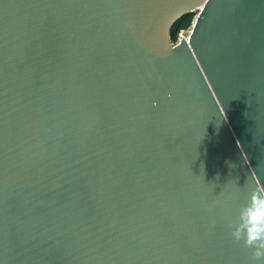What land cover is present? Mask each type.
<instances>
[{
  "label": "water",
  "instance_id": "1",
  "mask_svg": "<svg viewBox=\"0 0 264 264\" xmlns=\"http://www.w3.org/2000/svg\"><path fill=\"white\" fill-rule=\"evenodd\" d=\"M252 191L264 0H0V264H250Z\"/></svg>",
  "mask_w": 264,
  "mask_h": 264
},
{
  "label": "clouds",
  "instance_id": "2",
  "mask_svg": "<svg viewBox=\"0 0 264 264\" xmlns=\"http://www.w3.org/2000/svg\"><path fill=\"white\" fill-rule=\"evenodd\" d=\"M228 227L231 239L249 250L250 264H264V192L252 191Z\"/></svg>",
  "mask_w": 264,
  "mask_h": 264
},
{
  "label": "trees",
  "instance_id": "3",
  "mask_svg": "<svg viewBox=\"0 0 264 264\" xmlns=\"http://www.w3.org/2000/svg\"><path fill=\"white\" fill-rule=\"evenodd\" d=\"M195 18L194 12L188 13L177 19L169 30V36L173 43L177 42L178 34L181 31H186L192 24L193 20Z\"/></svg>",
  "mask_w": 264,
  "mask_h": 264
},
{
  "label": "built area",
  "instance_id": "4",
  "mask_svg": "<svg viewBox=\"0 0 264 264\" xmlns=\"http://www.w3.org/2000/svg\"><path fill=\"white\" fill-rule=\"evenodd\" d=\"M192 27H193V22H192L191 26L186 31H181L180 34L178 35V37L187 39L188 35L191 32ZM184 32H186V34H183Z\"/></svg>",
  "mask_w": 264,
  "mask_h": 264
},
{
  "label": "rangeland",
  "instance_id": "5",
  "mask_svg": "<svg viewBox=\"0 0 264 264\" xmlns=\"http://www.w3.org/2000/svg\"><path fill=\"white\" fill-rule=\"evenodd\" d=\"M199 14V10H196V11H194V15H195V17L197 16ZM194 21V20H193ZM180 34V33H179ZM178 34V35H179ZM183 34H186V32H184Z\"/></svg>",
  "mask_w": 264,
  "mask_h": 264
}]
</instances>
